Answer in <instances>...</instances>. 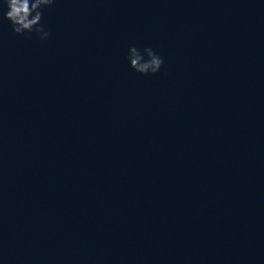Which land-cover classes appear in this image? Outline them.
I'll return each instance as SVG.
<instances>
[{"label": "water", "instance_id": "obj_1", "mask_svg": "<svg viewBox=\"0 0 264 264\" xmlns=\"http://www.w3.org/2000/svg\"><path fill=\"white\" fill-rule=\"evenodd\" d=\"M42 20L45 41L0 20L3 264H264V2L55 0Z\"/></svg>", "mask_w": 264, "mask_h": 264}, {"label": "clouds", "instance_id": "obj_2", "mask_svg": "<svg viewBox=\"0 0 264 264\" xmlns=\"http://www.w3.org/2000/svg\"><path fill=\"white\" fill-rule=\"evenodd\" d=\"M54 3L55 0H0V20H6L18 35L30 37L34 34L37 40L45 41L50 31L42 17L44 10ZM125 59L134 72L143 76L157 74L164 64V57L148 45H129ZM0 264H3L2 259Z\"/></svg>", "mask_w": 264, "mask_h": 264}]
</instances>
